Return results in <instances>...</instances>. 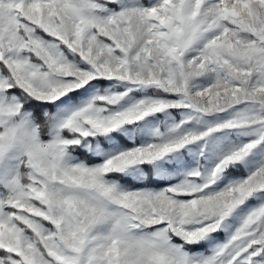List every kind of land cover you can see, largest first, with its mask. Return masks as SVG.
Listing matches in <instances>:
<instances>
[{"label": "snow or ice", "instance_id": "snow-or-ice-1", "mask_svg": "<svg viewBox=\"0 0 264 264\" xmlns=\"http://www.w3.org/2000/svg\"><path fill=\"white\" fill-rule=\"evenodd\" d=\"M0 264H264V0H0Z\"/></svg>", "mask_w": 264, "mask_h": 264}]
</instances>
